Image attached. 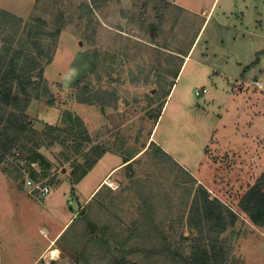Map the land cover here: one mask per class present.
I'll return each mask as SVG.
<instances>
[{"label": "rangeland", "instance_id": "1", "mask_svg": "<svg viewBox=\"0 0 264 264\" xmlns=\"http://www.w3.org/2000/svg\"><path fill=\"white\" fill-rule=\"evenodd\" d=\"M12 55L29 97L0 100V129L11 112L27 124L0 135L16 247L76 214L62 240L81 264H189L215 235L221 264H264L241 205L264 181V0H0V64ZM205 189L236 215L225 229L189 224Z\"/></svg>", "mask_w": 264, "mask_h": 264}, {"label": "trees", "instance_id": "2", "mask_svg": "<svg viewBox=\"0 0 264 264\" xmlns=\"http://www.w3.org/2000/svg\"><path fill=\"white\" fill-rule=\"evenodd\" d=\"M18 55V54H17ZM15 56L12 55L11 59L6 62V59L0 64V100L11 106H19L23 101L28 103L29 97H21L19 91L15 92L12 82L16 79H24L23 74L25 70L22 68L26 62L20 64L19 61H15ZM18 82L20 90L25 92L24 82ZM27 95V94H24ZM23 95V96H24ZM6 120V125L0 129L1 134L22 133L26 129V120L24 116L17 112H11L8 117H3L2 121ZM11 122V125L8 123ZM99 158V157H98ZM98 158H95L89 165L88 170L92 168ZM35 159V157H34ZM128 159L127 161H129ZM126 161V162H127ZM87 173V171H86ZM85 174V173H84ZM205 195L202 201L199 202L201 214L198 216L191 215L189 224L193 227L198 224H207V226L213 227L214 222L219 223V228L225 229L228 222L226 216L223 215L224 210L228 211L233 217H236L233 211L227 207L226 204L215 198H210L207 190L205 189ZM241 205L245 211L249 214L252 221L257 225H264V181L257 183L249 189L245 197L242 199ZM201 226V225H200ZM202 230V229H201ZM203 233V231H202ZM211 245L212 249H208L204 244L197 245L190 258H187L189 264H221L224 260V253L221 249H218V245L214 240H218V236L215 235ZM106 264H138L137 262L128 259L124 256L112 257Z\"/></svg>", "mask_w": 264, "mask_h": 264}, {"label": "crops", "instance_id": "3", "mask_svg": "<svg viewBox=\"0 0 264 264\" xmlns=\"http://www.w3.org/2000/svg\"><path fill=\"white\" fill-rule=\"evenodd\" d=\"M262 57L264 58V55ZM243 66L245 65H241V68H243ZM251 70H253V68ZM118 166L119 165L112 168L95 190L108 179V176ZM92 194L89 195L85 202L90 199ZM75 215L76 214H73L66 222L63 223L62 226H59L60 228L57 232H54L50 227L41 226L40 232L43 235L40 236V238L32 237V239L27 240L29 243L34 242L31 244L34 245L32 251L28 250V247L25 245L16 247L15 245H19L18 243L21 239L12 243L14 240L6 237L3 230L0 228V264H81V262L76 259L74 255L70 256L71 250L68 249L67 243L64 244L62 240L64 237V230L67 228Z\"/></svg>", "mask_w": 264, "mask_h": 264}, {"label": "built area", "instance_id": "4", "mask_svg": "<svg viewBox=\"0 0 264 264\" xmlns=\"http://www.w3.org/2000/svg\"><path fill=\"white\" fill-rule=\"evenodd\" d=\"M198 93L200 94L199 91ZM27 186L31 194H37L40 197L48 195L51 190V187L47 181H43L40 183H32V181H27Z\"/></svg>", "mask_w": 264, "mask_h": 264}, {"label": "bare ground", "instance_id": "5", "mask_svg": "<svg viewBox=\"0 0 264 264\" xmlns=\"http://www.w3.org/2000/svg\"><path fill=\"white\" fill-rule=\"evenodd\" d=\"M107 182H109V181H108V179H107V180H105V183H107ZM111 185H112V184H111Z\"/></svg>", "mask_w": 264, "mask_h": 264}]
</instances>
